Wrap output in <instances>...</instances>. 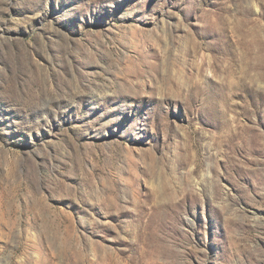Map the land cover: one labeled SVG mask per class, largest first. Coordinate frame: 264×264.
<instances>
[{
	"label": "rangeland",
	"instance_id": "1",
	"mask_svg": "<svg viewBox=\"0 0 264 264\" xmlns=\"http://www.w3.org/2000/svg\"><path fill=\"white\" fill-rule=\"evenodd\" d=\"M0 264H264V0H0Z\"/></svg>",
	"mask_w": 264,
	"mask_h": 264
}]
</instances>
